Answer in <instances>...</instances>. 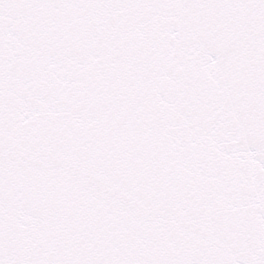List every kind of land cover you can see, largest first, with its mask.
<instances>
[{"label": "snow or ice", "instance_id": "snow-or-ice-1", "mask_svg": "<svg viewBox=\"0 0 264 264\" xmlns=\"http://www.w3.org/2000/svg\"><path fill=\"white\" fill-rule=\"evenodd\" d=\"M0 264H264V0H0Z\"/></svg>", "mask_w": 264, "mask_h": 264}]
</instances>
